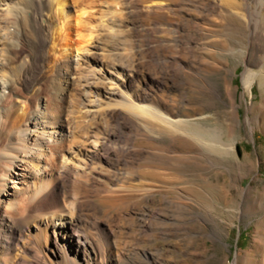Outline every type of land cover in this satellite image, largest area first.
<instances>
[{"label": "rangeland", "instance_id": "1", "mask_svg": "<svg viewBox=\"0 0 264 264\" xmlns=\"http://www.w3.org/2000/svg\"><path fill=\"white\" fill-rule=\"evenodd\" d=\"M221 1L102 0L85 17L87 33L102 35L97 48L66 61L58 54L54 72L30 96L35 106L52 105L56 86L69 89L64 116L102 136L118 162L116 187L136 190L115 198L98 186L103 205L86 204L102 234L117 236L103 264H264V0ZM20 19L0 10L1 35L11 31L18 41L23 30L26 39ZM56 37L63 43L67 34ZM19 47V57L0 66L14 83L26 81L22 61L37 68L32 44ZM247 69L261 76L251 91L243 85ZM133 102L181 122L173 130L140 117L128 108Z\"/></svg>", "mask_w": 264, "mask_h": 264}, {"label": "bare ground", "instance_id": "2", "mask_svg": "<svg viewBox=\"0 0 264 264\" xmlns=\"http://www.w3.org/2000/svg\"><path fill=\"white\" fill-rule=\"evenodd\" d=\"M100 1L23 0L15 6L11 0H0V10L7 20L13 19L18 23L22 22L20 16L26 19L28 35L26 39L22 38V30L20 34L17 33L16 41L11 31L3 35L0 33V54L4 57L0 58V66L9 67L5 62L8 59L13 62L19 57V46L26 42L32 44L30 64L37 66L28 69L29 61H22L20 70L26 81L21 83H14L15 78L0 73V264H29L33 260L37 264H103L102 260L112 257L114 249H117L114 234H108L105 230L102 234L101 225L86 213L87 202H92L96 208L103 205V193L98 191V186L115 198L136 191L132 184L116 187L117 181L114 179L117 172L114 174L113 169L118 162L113 163L108 158L114 150L102 136L79 131L78 118L64 116L63 104L69 89H56V86L52 105L44 101L35 106L29 100L31 95L39 92L44 76L54 72L59 62L56 59L58 54L66 61L83 58L85 54L89 56L92 52L90 48H97V38L101 34L94 29L87 33L90 29L85 24V17L90 16L89 10ZM234 1L221 2L229 6H242L241 1L249 5L250 0ZM113 2L116 4L117 0ZM55 15L60 21L58 24ZM64 32L67 37L60 43L56 35ZM260 77V74L247 69L243 74L244 88L251 91ZM67 80H71V77L68 76ZM134 104L128 105L131 112L140 117H154L167 123L173 130L180 121L169 119L170 116L162 118L164 115L161 114L162 117H159L149 107L146 109L147 105L142 108ZM84 105L83 101L77 113L88 112ZM90 112H93L92 109ZM80 117L84 119V115ZM130 148L124 150L128 152ZM143 191L148 193V190Z\"/></svg>", "mask_w": 264, "mask_h": 264}]
</instances>
